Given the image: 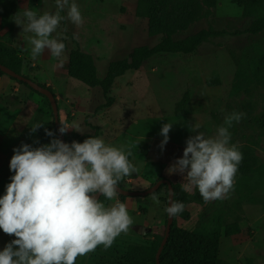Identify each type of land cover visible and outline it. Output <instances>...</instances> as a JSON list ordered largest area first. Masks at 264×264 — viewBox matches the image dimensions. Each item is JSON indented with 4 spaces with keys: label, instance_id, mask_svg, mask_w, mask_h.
<instances>
[{
    "label": "rangeland",
    "instance_id": "374dc122",
    "mask_svg": "<svg viewBox=\"0 0 264 264\" xmlns=\"http://www.w3.org/2000/svg\"><path fill=\"white\" fill-rule=\"evenodd\" d=\"M139 1L75 0L83 25L77 27L64 20L57 29L60 32L66 28L68 37L63 41L66 61L61 66L47 51L33 61L26 40L30 34L14 22L24 9L38 14L54 12L55 0H0V62L9 63L8 54L17 55L24 75L52 89L60 121L83 131L69 129L67 134L100 137L106 144L131 148L133 155L129 159L138 171L120 182L125 189L146 190L160 176L182 184L183 176L169 175L167 169L183 156L187 139L196 134L189 130V124L201 125L199 130L206 137H214L225 116L245 113L229 129L230 143L237 144L243 156L234 190L228 198L206 204L193 197L198 191L194 189L188 205L190 219L178 216L176 223L178 227L220 237V264H264V30L243 32L263 18L264 0L253 4L252 16L246 15L235 0H217L213 7L198 0L202 4L199 19L174 34V38L210 28L227 33L211 37L190 54L161 53L151 57L139 69L117 78L108 93L114 100L112 105L97 110L107 101L105 93L100 86L90 87L67 74L69 55L77 48L91 55L98 77L104 78L112 61L127 57L137 46H155L164 35H151V20L138 12ZM169 12L173 22L174 8ZM61 15L66 16V10ZM3 78L1 90L8 89L10 80L19 90H8L6 116L0 122L6 133L4 139L0 133V195L14 175L9 167L14 148L24 143L32 147L50 143L53 137L46 135L45 129L59 138L46 97L9 75ZM168 122L173 126L162 150L161 128ZM37 123L44 125L32 133L31 127ZM136 141H140L138 148L132 147ZM155 196L159 203L152 199L153 194L128 196L123 203L133 225L127 234L117 237L108 249L100 246L79 257L76 264H154L146 249L134 246L153 247L164 232L165 189ZM114 199L122 202L118 195ZM234 222L243 228L229 241L234 243L230 246L225 241L229 236L225 235V226ZM13 239L14 235L0 230V250Z\"/></svg>",
    "mask_w": 264,
    "mask_h": 264
},
{
    "label": "clouds",
    "instance_id": "9594fccd",
    "mask_svg": "<svg viewBox=\"0 0 264 264\" xmlns=\"http://www.w3.org/2000/svg\"><path fill=\"white\" fill-rule=\"evenodd\" d=\"M65 10L66 16L61 15ZM64 20L83 25L75 0H55L54 12L24 9L16 16L14 22L30 34L26 40L33 61L47 51L59 65L65 63L67 29L57 32ZM244 116L242 112L225 116L214 137H206L199 130L201 125L189 124L196 134L187 139L183 156L167 169L169 175L183 176L182 190L192 193L197 189L206 204L228 198L243 159L239 146L230 143L229 129ZM60 124L61 134L69 129L83 132L76 125ZM43 125L35 124L31 132ZM172 126L170 122L162 125V150ZM45 134L53 137L50 143L39 147L24 143L13 150L9 167L14 175L0 196V230L15 239L0 250V264H76L79 257L100 246L110 248L133 225L125 203L106 206L95 195L114 200L120 182L138 171L129 159L131 148L109 145L93 136L69 144L51 130L45 129ZM139 143L132 147L138 148ZM152 199L159 203L155 195ZM184 208L183 202L172 201L165 212L175 217Z\"/></svg>",
    "mask_w": 264,
    "mask_h": 264
},
{
    "label": "trees",
    "instance_id": "16d2710c",
    "mask_svg": "<svg viewBox=\"0 0 264 264\" xmlns=\"http://www.w3.org/2000/svg\"><path fill=\"white\" fill-rule=\"evenodd\" d=\"M235 1L244 7L246 10L245 14L248 16L254 15L255 11L253 9V4H257L259 2V0ZM216 2L217 0H205V3L211 7L215 6ZM171 7L174 8L175 20L173 22H170L169 10ZM138 12L143 13L151 20V35L155 36L163 34V38L155 46H137L133 48L127 57L112 61L108 66L104 78L98 77L97 67L91 55L85 53L79 48L72 50L69 55L67 74L73 78L83 80L90 87L100 86L105 93L107 101L98 106L97 110L112 105L114 100L108 95V93L117 78L125 75L130 70L139 69L151 57L161 53L190 54L193 53L204 41L209 40L211 37L227 33L226 31H218L210 28L202 29L184 38H174V34L186 29L192 22L199 19L202 12V4L198 0H192L191 2H184L182 0H140ZM262 30H264V16L262 19L256 20L250 27L243 30V32L258 33ZM8 57L10 58L9 63H0L6 64L13 70L22 73L20 70V67H22L21 62L17 61V59L20 61L19 57L15 54H8ZM2 75L8 74L0 70V76ZM10 77L46 97L47 101L50 103L49 99L44 94L33 89L27 83L12 76ZM48 88L51 89L50 87ZM88 137L90 136L81 135L77 132H70L69 134L66 133L67 143L74 140L77 142H83ZM24 139L25 132L22 137V140ZM163 178H165V176L159 177V179ZM153 184H151V186ZM173 187L174 201L183 202L185 208L183 212L174 217L170 236L160 255L161 264H220V237L215 234H203L177 226L176 221L178 216H181L184 220H188L191 217L188 205L191 201L192 195L182 190V184L173 183ZM162 189H165L166 191L165 201L168 203L169 189L167 184H161L152 194H159ZM4 194L0 196H3ZM117 195L120 197L122 202L128 197L119 193H117ZM193 197L197 200L203 201L198 191L193 194ZM100 200L105 201L106 198L101 196ZM167 216L168 215L166 214V220L163 227L164 232L161 236H159V241L155 243L153 247L145 248L143 246H134L136 249H146L154 264H157L156 254L165 235ZM241 230L242 228L237 222L229 223L225 226V235H233L241 232ZM139 263H142V261Z\"/></svg>",
    "mask_w": 264,
    "mask_h": 264
},
{
    "label": "water",
    "instance_id": "95a60500",
    "mask_svg": "<svg viewBox=\"0 0 264 264\" xmlns=\"http://www.w3.org/2000/svg\"><path fill=\"white\" fill-rule=\"evenodd\" d=\"M0 70H2L6 74H8V75L20 80V81L27 83L33 89H35V90L39 91L40 93L44 94L45 96H47V98L50 101L52 110H53V114H54V118H55V127L57 130L59 139H61L62 141L67 143L66 134H61L59 131V128L61 127L60 118H59V106H58V101H57V98H56L54 92L51 89H49L48 87L41 85L39 82L35 81L34 79L27 77V76L23 75L22 73H19V72L13 70L12 68H10L6 64L0 63ZM163 183L168 185L169 192H168L167 206H169L170 202L174 201V187H173L172 181L169 180L168 178L159 179L151 187L147 188L146 190H142V191L125 189L119 185L118 186V193L122 194V195H126V196H137V195L152 194ZM95 195L99 199L102 196L99 193H97ZM173 221H174V217L167 216V227L165 230V235H164V238H163L161 245H160V247L157 251V254H156L157 264H161L160 255H161V252H162V250H163V248H164V246H165V244H166V242L170 236Z\"/></svg>",
    "mask_w": 264,
    "mask_h": 264
},
{
    "label": "crops",
    "instance_id": "0c3cea01",
    "mask_svg": "<svg viewBox=\"0 0 264 264\" xmlns=\"http://www.w3.org/2000/svg\"><path fill=\"white\" fill-rule=\"evenodd\" d=\"M4 77V75H2V76H0V80L1 79H4L3 78ZM15 89H18L19 90V86L18 85H15V84H13V82H11V80L9 81V86H8V89H2L1 90V88H0V122H1V118H3V116H6V107H7V100H6V97H7V94H8V90H13V91H15ZM6 118V117H5ZM3 121V123H5V119H2ZM2 126H4V125H1L0 124V133L2 134V136H3V139H4V136H5V130H4V128H2ZM25 132V131H24ZM20 135V134H19ZM23 137V136H22ZM21 137V138H22ZM1 146V145H0ZM2 151V149H1V147H0V154L2 153L1 152ZM0 163H1V161H0ZM127 199V198H126ZM125 199V200H126ZM124 200V201H125ZM112 201H114V202H116V201H118V200H116V199H114V200H112ZM112 201H108L107 199L105 200V201H103V203H105V205L107 206L110 202H112ZM242 226V225H241ZM242 228H243V226H242ZM237 234H233V235H229V236H226V237H228V238H226V242L227 243H229V245L230 246H232L234 243H230L229 241L231 240V239H233L235 236H236ZM222 243H223V240H221V238H220V251H221V249H222ZM220 251H219V254H220ZM219 259H220V257H219ZM257 263H259V262H257Z\"/></svg>",
    "mask_w": 264,
    "mask_h": 264
}]
</instances>
